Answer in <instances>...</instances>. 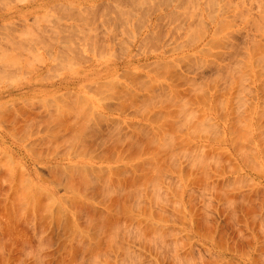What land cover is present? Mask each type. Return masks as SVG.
Wrapping results in <instances>:
<instances>
[{"label": "rangeland", "instance_id": "rangeland-1", "mask_svg": "<svg viewBox=\"0 0 264 264\" xmlns=\"http://www.w3.org/2000/svg\"><path fill=\"white\" fill-rule=\"evenodd\" d=\"M0 264H264V0H0Z\"/></svg>", "mask_w": 264, "mask_h": 264}]
</instances>
